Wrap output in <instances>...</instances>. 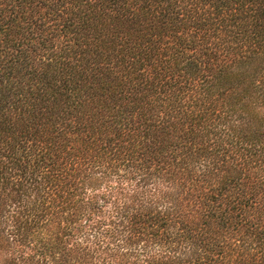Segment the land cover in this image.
Masks as SVG:
<instances>
[{"label":"trees","instance_id":"16d2710c","mask_svg":"<svg viewBox=\"0 0 264 264\" xmlns=\"http://www.w3.org/2000/svg\"><path fill=\"white\" fill-rule=\"evenodd\" d=\"M0 264H264V0H0Z\"/></svg>","mask_w":264,"mask_h":264}]
</instances>
